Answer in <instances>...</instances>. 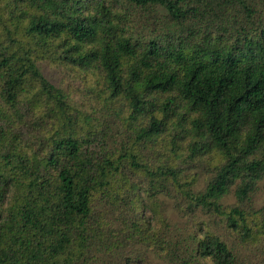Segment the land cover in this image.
<instances>
[{
	"label": "trees",
	"instance_id": "obj_1",
	"mask_svg": "<svg viewBox=\"0 0 264 264\" xmlns=\"http://www.w3.org/2000/svg\"><path fill=\"white\" fill-rule=\"evenodd\" d=\"M262 190L264 0H0V264H264Z\"/></svg>",
	"mask_w": 264,
	"mask_h": 264
},
{
	"label": "rangeland",
	"instance_id": "obj_2",
	"mask_svg": "<svg viewBox=\"0 0 264 264\" xmlns=\"http://www.w3.org/2000/svg\"><path fill=\"white\" fill-rule=\"evenodd\" d=\"M40 69L44 76L57 88L63 89L67 92H74V96L77 95L78 87H80V81L78 80V74L75 69L66 67L64 65L56 64L44 60L39 63ZM213 158L208 162H212ZM193 170H196V168ZM205 177V172L200 173V187L203 185V180ZM166 204V211L168 215L173 219V221H180L177 210L174 207V202L169 198H164ZM226 204H233L235 199L232 195L225 199ZM264 205V190H262L258 196L257 207Z\"/></svg>",
	"mask_w": 264,
	"mask_h": 264
}]
</instances>
